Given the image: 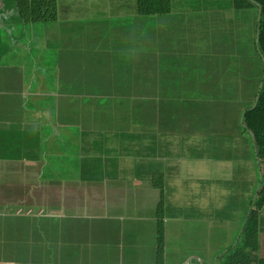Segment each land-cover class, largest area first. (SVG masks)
Wrapping results in <instances>:
<instances>
[{
	"label": "crops",
	"instance_id": "crops-1",
	"mask_svg": "<svg viewBox=\"0 0 264 264\" xmlns=\"http://www.w3.org/2000/svg\"><path fill=\"white\" fill-rule=\"evenodd\" d=\"M261 5L0 0V236L27 220L54 235L65 220L166 219L195 235L180 263L237 245L263 182L245 123L263 86Z\"/></svg>",
	"mask_w": 264,
	"mask_h": 264
},
{
	"label": "rangeland",
	"instance_id": "rangeland-1",
	"mask_svg": "<svg viewBox=\"0 0 264 264\" xmlns=\"http://www.w3.org/2000/svg\"><path fill=\"white\" fill-rule=\"evenodd\" d=\"M64 222L57 223L54 235L41 220L18 222L0 236V259L9 264H180L182 252L195 248V235L185 239L179 220ZM208 238L212 243L218 238L216 224ZM205 242L202 236L199 248H206Z\"/></svg>",
	"mask_w": 264,
	"mask_h": 264
},
{
	"label": "trees",
	"instance_id": "trees-1",
	"mask_svg": "<svg viewBox=\"0 0 264 264\" xmlns=\"http://www.w3.org/2000/svg\"><path fill=\"white\" fill-rule=\"evenodd\" d=\"M258 46L259 52L264 60V5H261L260 10ZM262 83L263 86L258 96L257 108L246 115L245 123L255 136L254 142L257 148V153L259 157L262 158L264 164V77ZM262 178L263 182L254 204V208L257 212H261L264 207V169ZM161 205L162 204H159V207ZM160 213H162V211H159V214ZM263 219L264 218H261L256 213L252 212L241 230L239 243L228 252L223 253L217 260L216 264H252L249 258L250 253H248L246 249L254 246L259 240V233L261 231L259 229V224L260 222L263 223ZM185 259L180 264H182Z\"/></svg>",
	"mask_w": 264,
	"mask_h": 264
},
{
	"label": "built area",
	"instance_id": "built-area-1",
	"mask_svg": "<svg viewBox=\"0 0 264 264\" xmlns=\"http://www.w3.org/2000/svg\"><path fill=\"white\" fill-rule=\"evenodd\" d=\"M264 208V207H263ZM182 264H216L212 257H209L206 262L198 255L188 256Z\"/></svg>",
	"mask_w": 264,
	"mask_h": 264
},
{
	"label": "water",
	"instance_id": "water-1",
	"mask_svg": "<svg viewBox=\"0 0 264 264\" xmlns=\"http://www.w3.org/2000/svg\"><path fill=\"white\" fill-rule=\"evenodd\" d=\"M262 184V180H261V182H260V185ZM260 185H259V187H258V189H257V193H256V196H257V194H258V191H259V189H260ZM256 198V197H255ZM254 201H255V199H254ZM253 201V202H254Z\"/></svg>",
	"mask_w": 264,
	"mask_h": 264
},
{
	"label": "bare ground",
	"instance_id": "bare-ground-1",
	"mask_svg": "<svg viewBox=\"0 0 264 264\" xmlns=\"http://www.w3.org/2000/svg\"><path fill=\"white\" fill-rule=\"evenodd\" d=\"M0 264H9L8 262H6V263H0ZM15 264H18V263H15Z\"/></svg>",
	"mask_w": 264,
	"mask_h": 264
}]
</instances>
